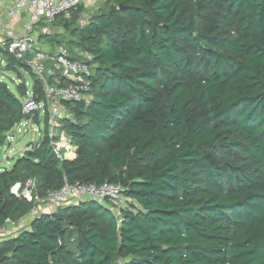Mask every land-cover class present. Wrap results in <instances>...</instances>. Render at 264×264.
<instances>
[{
  "label": "trees",
  "instance_id": "16d2710c",
  "mask_svg": "<svg viewBox=\"0 0 264 264\" xmlns=\"http://www.w3.org/2000/svg\"><path fill=\"white\" fill-rule=\"evenodd\" d=\"M102 1L74 29L94 63L91 101L62 102L76 156L54 155L42 114L40 140L0 168V228L29 212L9 188L31 177L40 195L119 182L129 201L43 212L0 235V264H264V0ZM25 82L0 78V147L39 123Z\"/></svg>",
  "mask_w": 264,
  "mask_h": 264
},
{
  "label": "built area",
  "instance_id": "2783aa9c",
  "mask_svg": "<svg viewBox=\"0 0 264 264\" xmlns=\"http://www.w3.org/2000/svg\"><path fill=\"white\" fill-rule=\"evenodd\" d=\"M82 1L84 0H0V53L5 52L20 61L42 83L46 103L37 98L33 88L26 89L22 109L26 114L35 111L47 113L49 147L61 160H72L76 156V146L67 131L60 126L59 120L67 114L62 102L87 104L91 101L93 56L80 50L82 58H73L61 47L48 51L39 44L43 28H40V24L52 23L59 17L70 18ZM2 61L4 58L0 55V62ZM17 77V84L24 80L19 79L21 75ZM34 129L39 131L37 127ZM39 134L43 136V133ZM9 190L14 196L31 203V208L25 216L9 221L7 226L0 228V235L17 234L27 228L33 218L39 217L43 212L52 213L62 205H75L91 200L117 211L126 207L129 201L119 182L105 181L95 185L65 181L59 189L47 190L44 195H40L36 190L35 178L31 177L24 182H15Z\"/></svg>",
  "mask_w": 264,
  "mask_h": 264
},
{
  "label": "rangeland",
  "instance_id": "374dc122",
  "mask_svg": "<svg viewBox=\"0 0 264 264\" xmlns=\"http://www.w3.org/2000/svg\"><path fill=\"white\" fill-rule=\"evenodd\" d=\"M102 0H84L80 4L79 18L73 19L59 17L54 22L49 24H40L39 44H49L54 49L61 47L66 50L67 53L73 58H82L79 54L81 48L76 43L78 39L77 32L74 33V29H78L83 25L88 18L96 12L99 6H102ZM97 6V7H96ZM7 55L4 56V61L0 62V76L5 80L9 87L14 90L18 82V77L14 70H7L5 68V61ZM50 67V63L47 64ZM21 77L26 81L27 89H32L33 79L31 74L25 71L23 68H19ZM47 73V70H46ZM39 123L36 121H23L18 123L11 131L7 133L6 142L0 147V168L10 170L13 163L18 157L28 148L30 143L38 142L41 138L39 133H43L44 124L42 120V113L38 114ZM38 128L39 131L34 128ZM20 199V197H18ZM21 200V199H20ZM18 214V213H17Z\"/></svg>",
  "mask_w": 264,
  "mask_h": 264
},
{
  "label": "crops",
  "instance_id": "0c3cea01",
  "mask_svg": "<svg viewBox=\"0 0 264 264\" xmlns=\"http://www.w3.org/2000/svg\"><path fill=\"white\" fill-rule=\"evenodd\" d=\"M42 46L46 48L48 51H52L54 48L51 47L49 44L43 43Z\"/></svg>",
  "mask_w": 264,
  "mask_h": 264
}]
</instances>
